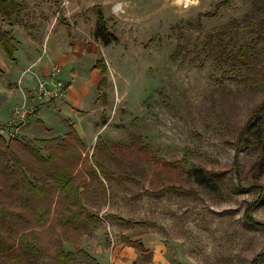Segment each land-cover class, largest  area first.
Returning <instances> with one entry per match:
<instances>
[{
  "label": "rangeland",
  "instance_id": "1",
  "mask_svg": "<svg viewBox=\"0 0 264 264\" xmlns=\"http://www.w3.org/2000/svg\"><path fill=\"white\" fill-rule=\"evenodd\" d=\"M67 1L61 13H71L73 40H68L63 28L62 35L56 37V41L63 37L62 55L71 54L74 42L89 44L91 52L81 61L82 70L99 60L107 68L105 98H100L99 90L93 88L91 117L83 127L88 156L99 142L109 147L125 146L126 153L130 136L137 134L151 156L167 162L185 159L186 168L224 172L226 179L231 176L236 159L242 185L252 184L256 188L249 193H226L229 200L218 199L186 181L185 176L179 179L172 169L161 168L162 165L151 161L143 162L145 175L135 177L136 182L118 183L116 177L131 170L128 162L124 158L122 163L126 164L122 166L100 156L99 161L115 178L101 179L103 185L96 181L89 183L90 194L84 203L103 222L92 236L74 238L65 249L75 251L79 247L97 264H135L136 261L139 264H249L264 250V230L245 228L244 215L251 209L252 219L264 224V199L259 200L264 194V173L253 166L256 154L252 150L235 156L233 143L252 109L264 101V87L243 81L244 69L235 72L223 62L218 64L214 57L220 42L215 33L232 20L239 21L240 27L229 30L221 41H227L234 53L254 40L256 36L249 23L254 21L251 13L256 0H232L214 17L206 14L213 13L221 0H191L184 4L174 0H88L100 7L110 32L118 39L117 44L107 47L93 38L95 11L91 9L87 13L89 8L84 12L89 21H77L79 17L72 12L80 4L77 0ZM56 15L51 0H27L23 21L32 26L28 39L31 50L26 53L27 62L32 64L31 72L50 56L43 47L48 25L50 29L56 23L64 27V23L55 20ZM1 23L7 26L5 21ZM179 33L182 38L178 41ZM206 34L214 35L211 45ZM177 44L183 47L178 53ZM262 46L263 42L257 43L259 49ZM4 63L9 61L5 59ZM72 68L65 67L54 79H65ZM32 79L33 85L26 92L30 106L36 78ZM29 118L44 133L39 116ZM4 126L1 124L0 128ZM8 131L3 129L0 133L8 138ZM169 185L192 190L189 192L192 194L167 195L161 199L141 195ZM108 214L133 222L147 221L152 226L124 229L108 223L105 219ZM54 221L53 215L49 228L39 231V241L44 247L50 246L54 235L59 238ZM125 236L137 239L145 251L125 245ZM83 261L69 264H89ZM259 264H264V260Z\"/></svg>",
  "mask_w": 264,
  "mask_h": 264
},
{
  "label": "trees",
  "instance_id": "2",
  "mask_svg": "<svg viewBox=\"0 0 264 264\" xmlns=\"http://www.w3.org/2000/svg\"><path fill=\"white\" fill-rule=\"evenodd\" d=\"M231 1L221 0L213 13L206 16L214 17L220 8L228 6ZM26 9V0L0 1V16L7 20L22 22L21 15ZM93 10L96 17L93 38L104 47L117 44L118 39L110 32L100 7L94 6ZM251 14L254 21L249 25L256 36L254 40L234 53L227 41H221V37L227 35L229 30L240 27L239 21L232 20L228 26L222 27L215 33L217 41L220 42L214 60L218 64L220 62L227 64L235 72L244 69L243 81L259 88L264 87V46L260 49L257 47V43H264V0H256L253 3ZM213 37L212 34H206V41L210 45ZM177 38L179 41L182 35L177 34ZM0 48L7 60L15 63L16 48L9 30L0 29ZM182 48L177 44L176 53L181 52ZM94 69H98L101 73L98 90L100 97L104 99V89L107 85L105 76L107 68L104 61H97ZM35 114L36 110L33 115ZM67 126L68 131L64 137L50 139H27L21 135L10 139L0 133V264H69L84 263L83 260L89 264H97L95 259L81 248L70 251L65 249V245L71 243L74 238L92 236L103 222L102 217L89 210L84 203L90 194L89 183L96 181L99 185H103L101 179L109 181L115 178L114 173L99 161L100 156L122 166L126 164L122 163V160L126 159L131 170L122 176H117L118 183L124 180L136 182L135 177L145 175L143 162L151 161L157 166L162 165L161 168L172 169L178 174L179 179L185 176L186 181L218 199L225 197L229 200L230 195L226 193H249L251 189L256 188L252 184L248 187L242 185L241 172L236 159L231 176L226 179L224 172L200 167L186 168L185 159L167 162L151 156L149 148L137 134L130 136L126 153L123 150L125 146L124 148L109 147L99 142L94 144L88 156L89 151L74 131L73 124L67 121ZM96 140H99L98 136ZM233 148L235 156L236 153L252 150L256 154L253 166L258 172L264 173V101L252 109L250 116L239 130ZM189 192L192 190L186 191L183 187L169 185L163 186L154 193H141V195L146 194L161 199L167 195L181 197L191 195L192 193ZM262 199L264 194H261L259 200ZM250 210L248 209L244 215L246 218L244 227L248 230L255 228L264 230V224L252 219ZM53 215L60 233L59 238L53 234L54 238L50 240V246L44 247L39 241V231L49 228ZM105 219L108 223L124 229L151 225L147 221L133 222L114 214L106 215ZM123 241L130 248L140 252L145 251L139 241L131 240V237L125 236ZM263 260L264 250L249 264H259Z\"/></svg>",
  "mask_w": 264,
  "mask_h": 264
},
{
  "label": "crops",
  "instance_id": "3",
  "mask_svg": "<svg viewBox=\"0 0 264 264\" xmlns=\"http://www.w3.org/2000/svg\"><path fill=\"white\" fill-rule=\"evenodd\" d=\"M51 1L52 5L56 7L57 15L55 20L58 22V24L61 22L64 23V27L58 26L56 23V25H52L50 29L48 25L46 33L43 36L47 42L45 41L43 47H45L46 52L48 50V54H50V56L45 62L42 61L39 65H37V67L32 70V72L30 70L32 64L27 62L26 57V53L29 52L28 50H31L28 39L32 26L23 21L24 13L27 9L22 13V22L19 23L13 19L7 20L0 16V29L9 30L11 32V35L14 38V46L16 48L15 63L9 61L7 64L4 63L5 59L7 60V58L3 57V52L0 48V125H5L3 128H0V132H2L3 129H9L8 122L11 119L12 107L17 103H21L24 99H28L27 96L29 94L27 95L26 92L29 93V89L33 85L32 78H36L35 82L37 79H39V77H43L42 79L48 80L50 73L54 68H59L58 75H61L65 67L72 66L73 68L70 70V72L65 74V79H60L58 77V79L61 80L65 86L67 85V89L65 90L62 98L47 101L48 103L46 102L44 105L39 106L36 101H33L35 100L32 97L33 94L31 95V104L32 106L36 105V114L33 116H39L38 121L43 124L44 133L39 132L35 125L30 122L31 118H29L26 123L18 128L17 133L18 135L27 137L29 139H50L53 137H64L68 131L67 121H70L73 124L74 131L83 141L82 136L85 132L83 127L91 117L89 109H91L90 107L93 105V100L95 98L94 92L92 91L93 88L98 91L101 73L98 69H94L96 62L93 64L91 63L90 68L87 70H82L80 65L81 61L86 60L88 58L87 56L89 55L88 53L91 52V46L89 47V44L77 45L74 42L72 43L74 44V47L70 49L71 54H67V56L62 55L65 53L63 51L64 47L62 44L63 37L57 41L56 37L61 36L63 28H65L68 40H73V34L71 30L73 25H70V22L73 20L69 19V15L71 14L70 12L69 14L65 12L61 13L62 7H66V4L68 3L67 0ZM87 1L88 0H77L78 4H80L78 9L73 12L71 11L72 14L74 13L73 16L79 17L77 21H89L85 19V17H88V15H85L84 12L90 8L87 11V13H89L91 9L93 10L94 6H97L96 3H89ZM1 21H5L7 26L3 27ZM24 29L28 31H25ZM21 54L22 56H20ZM17 55H19V61ZM3 58H5L4 61ZM27 70H30V72L28 73ZM77 70L79 72H77ZM81 71L84 73L79 74L82 73ZM14 102L17 103L13 105ZM43 134H50L52 136L42 137ZM131 240L137 239L131 238ZM159 258H161V256ZM135 264H139V261H136Z\"/></svg>",
  "mask_w": 264,
  "mask_h": 264
},
{
  "label": "built area",
  "instance_id": "4",
  "mask_svg": "<svg viewBox=\"0 0 264 264\" xmlns=\"http://www.w3.org/2000/svg\"><path fill=\"white\" fill-rule=\"evenodd\" d=\"M177 2L187 3L191 0H174ZM30 72V70H27ZM59 73L58 68H54L50 73L49 79H37L33 89V98H35L38 105L46 103L47 101L60 99L65 92V84L59 80L54 79L55 75ZM34 106L28 104V99H24L21 103H17L11 109V119L8 123L9 131L8 138L16 137L18 128L26 123L28 117L34 114Z\"/></svg>",
  "mask_w": 264,
  "mask_h": 264
}]
</instances>
